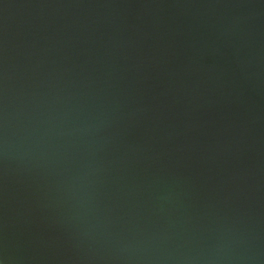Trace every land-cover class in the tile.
Wrapping results in <instances>:
<instances>
[{
	"label": "water",
	"instance_id": "1",
	"mask_svg": "<svg viewBox=\"0 0 264 264\" xmlns=\"http://www.w3.org/2000/svg\"><path fill=\"white\" fill-rule=\"evenodd\" d=\"M0 264H264V0H0Z\"/></svg>",
	"mask_w": 264,
	"mask_h": 264
}]
</instances>
